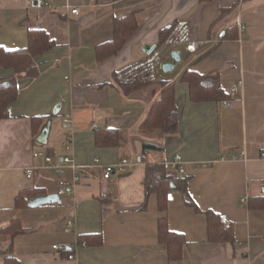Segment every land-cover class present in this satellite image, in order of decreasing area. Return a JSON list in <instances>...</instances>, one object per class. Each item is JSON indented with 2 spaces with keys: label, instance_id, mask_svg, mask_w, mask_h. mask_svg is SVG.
<instances>
[{
  "label": "crops",
  "instance_id": "obj_1",
  "mask_svg": "<svg viewBox=\"0 0 264 264\" xmlns=\"http://www.w3.org/2000/svg\"><path fill=\"white\" fill-rule=\"evenodd\" d=\"M43 1L49 5L0 0V46L25 48L31 27L45 29L56 41L35 58L38 76L19 79L11 116L0 119V228L19 219L27 229L13 239L21 264H264V0ZM75 7L78 14L71 11ZM131 13L136 31L118 53L99 61L96 48L113 39L114 20ZM183 19L205 44L192 54L179 47L185 51L181 60L160 74L158 80L175 83L179 128L156 141L164 147L161 154L145 155L142 142L149 138L138 128L161 84L129 90L116 74L145 59L163 30ZM172 51L163 62L172 61ZM189 69L217 73L231 93L228 104L191 100L190 85L181 80ZM14 73L0 65L1 79ZM33 116L48 117L35 130ZM49 119L48 140L40 146L37 137ZM102 127L130 131V140L99 147L95 130ZM35 150L54 163L69 156L72 164L57 172ZM177 154L185 172L171 171L188 181L187 192L173 182L165 213L156 194L143 209L148 161H171ZM122 158L131 163L126 172L104 178L103 165ZM34 186L44 188V195L59 194L61 203L17 208V195ZM209 209L230 221L233 241L210 239ZM162 216L186 238L180 261H171L159 240ZM89 234H101L102 243L79 244V236ZM55 244L72 246L75 258L56 252Z\"/></svg>",
  "mask_w": 264,
  "mask_h": 264
},
{
  "label": "trees",
  "instance_id": "obj_2",
  "mask_svg": "<svg viewBox=\"0 0 264 264\" xmlns=\"http://www.w3.org/2000/svg\"><path fill=\"white\" fill-rule=\"evenodd\" d=\"M173 27L164 29L160 43L164 42L173 33ZM233 28V27H232ZM137 20L135 13L128 14L122 18L114 20L113 39L97 46V58L103 61L108 57L118 53L126 40L136 31ZM56 45V41L50 37L48 32L39 27H31L28 30V44L21 49H7L0 46V65L7 68H13L15 73L8 79L0 78V119L9 118L10 105L14 103L19 96L18 81L24 77H36L39 74L38 64L35 58L51 50ZM117 75V74H116ZM190 85V98L193 101L204 100H227L231 99V93L227 92L221 85L217 73L201 74L195 70L184 72L182 79ZM162 90L159 98L152 104L151 109L138 128V133L148 137L149 140L142 142V153L161 154L164 151L162 144L156 142L162 140L167 135L177 133L179 128L180 112L175 98V83L158 80ZM151 81H136L130 84H122L129 90L139 89L149 86ZM48 116H33L34 129L37 130ZM130 131L120 130L110 127L97 128L95 130V141L99 147L122 146L130 140ZM179 184L183 192H187L186 179H178L170 169L165 168L162 160L154 159L148 161L145 188L146 200L142 208L147 207L148 198L152 194L158 197L159 210L165 213L168 209V198L172 183ZM44 188L34 186L22 190L16 197L17 208H27L31 199L44 194ZM190 205L197 208V204L191 200ZM264 208V198L260 202ZM209 220V235L214 242L233 241L234 235L232 226L222 221L221 215L211 209L206 210ZM159 240L167 246L168 257L171 261L177 262L183 258L186 238L182 233L173 231L166 216L159 218ZM27 229L22 226L19 219L10 221L7 225L0 228V254L5 255L4 264H21L16 256L13 246V239ZM85 241L86 246L99 245L102 243L101 234L80 235L79 244Z\"/></svg>",
  "mask_w": 264,
  "mask_h": 264
},
{
  "label": "built area",
  "instance_id": "obj_3",
  "mask_svg": "<svg viewBox=\"0 0 264 264\" xmlns=\"http://www.w3.org/2000/svg\"><path fill=\"white\" fill-rule=\"evenodd\" d=\"M34 2L37 8H42L49 5L43 0H34ZM79 10V7H75L71 11L74 14H78ZM204 44L205 42L203 40H197L193 38L190 21L183 19L176 24L170 37L164 42L159 43L145 59L119 71L116 77L121 84H130L136 81L156 82L162 73L161 65L163 63L165 54L171 50L178 49L181 46L184 47L187 53L192 54L203 47ZM224 103L228 104V101H225ZM68 139H70V137ZM66 148L69 149L70 145H67ZM34 156L43 157L52 170L60 173L66 172L68 166L72 164V159L69 156H64L60 162L54 163L53 157L46 154V152L42 150H35ZM143 157L145 158V156ZM129 165H131V163L128 158H122L117 164L103 165V176L104 178L108 179L116 171L124 173L126 172V169ZM163 165L167 169L177 170L180 174H184L185 172L180 154L175 155L174 159L171 161L163 162ZM26 173L28 176H32L34 169L28 168L26 169ZM77 179L78 176H75V180ZM62 193H64L63 190L60 191V194ZM223 222L225 224H230V221L227 218H224ZM81 245H86L85 241ZM53 249L59 253L69 252L68 257L70 259L75 258L74 253L71 251L72 246L55 244L53 245Z\"/></svg>",
  "mask_w": 264,
  "mask_h": 264
},
{
  "label": "water",
  "instance_id": "obj_4",
  "mask_svg": "<svg viewBox=\"0 0 264 264\" xmlns=\"http://www.w3.org/2000/svg\"><path fill=\"white\" fill-rule=\"evenodd\" d=\"M155 48V47H154ZM154 48L151 49V51L154 50ZM171 58L172 61H164L161 65L162 72L168 73L171 72L176 63H178L182 58V51L180 49H175L171 52ZM51 119H49L44 125L41 133L37 137V143L38 145L42 146L47 143L50 128H51ZM50 203H61V198L59 194H48V195H39L29 202V207L35 208L39 207L41 205L50 204Z\"/></svg>",
  "mask_w": 264,
  "mask_h": 264
},
{
  "label": "rangeland",
  "instance_id": "obj_5",
  "mask_svg": "<svg viewBox=\"0 0 264 264\" xmlns=\"http://www.w3.org/2000/svg\"><path fill=\"white\" fill-rule=\"evenodd\" d=\"M181 50H182V53H183V54H185V51H184V49H183V48H181ZM162 75H165V74H164V73H162ZM162 75H161V76H162Z\"/></svg>",
  "mask_w": 264,
  "mask_h": 264
}]
</instances>
